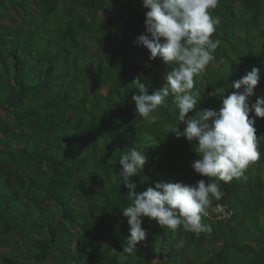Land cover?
<instances>
[{"label":"trees","instance_id":"obj_1","mask_svg":"<svg viewBox=\"0 0 264 264\" xmlns=\"http://www.w3.org/2000/svg\"><path fill=\"white\" fill-rule=\"evenodd\" d=\"M146 11L141 0H0V264H240L248 254L263 257L264 118L254 112L261 156L240 178L219 181L222 196L207 209L222 203L230 219L203 216L211 231L196 235L144 218L145 241L134 255H120L129 232L122 209L131 203L123 198L121 153L142 148L146 137L159 141L130 178L137 192L207 179L192 170L194 145L171 133L173 124L185 127L171 97L154 122L135 113L133 80L143 74L150 95L175 67L149 60L134 43L145 32ZM209 11L220 18L211 38L221 43L216 62L196 79L197 107L219 111L236 91L232 83L256 67L251 107L264 98V0H218Z\"/></svg>","mask_w":264,"mask_h":264},{"label":"clouds","instance_id":"obj_2","mask_svg":"<svg viewBox=\"0 0 264 264\" xmlns=\"http://www.w3.org/2000/svg\"><path fill=\"white\" fill-rule=\"evenodd\" d=\"M141 3L147 9L145 32L134 43L147 50L149 60L159 57L166 65L175 64V67L166 73L163 84L150 95L141 82L145 79L143 74L133 80L131 85L135 92L131 101L135 113L139 118L154 122V113L171 97L178 113L176 120L185 126L180 131L173 124L171 133L177 139L183 136L194 145L198 159L192 162V170L207 179H200L194 185L158 182L154 187L137 192V184L129 182L130 178L141 173L147 161L146 150L157 146L159 141L146 137L142 148L132 147L121 153L119 175L127 189L123 198L131 202L122 209L129 232L122 242L121 256L134 255L137 245L145 241L144 218L155 221L160 228L173 232L182 228L196 235L211 231L202 222L203 216L229 220L230 217L223 219L214 212L216 205H224L222 203L211 206L207 213L212 200L222 196L219 181L227 183L240 178L261 156L254 120L249 114L254 112L255 117L264 118V98H258L251 107L248 102L260 79L259 68L254 67L232 83L236 91L222 100L219 111L197 107L196 79L210 63L216 62L215 51L221 43L211 38L220 18L213 17L209 11L216 8L218 0H141ZM217 91L211 95H217ZM194 109V114L189 115ZM183 244L180 241L177 247Z\"/></svg>","mask_w":264,"mask_h":264},{"label":"rangeland","instance_id":"obj_3","mask_svg":"<svg viewBox=\"0 0 264 264\" xmlns=\"http://www.w3.org/2000/svg\"><path fill=\"white\" fill-rule=\"evenodd\" d=\"M252 202H249V203H247V206H252ZM239 218H240V216H239ZM263 220V228H264V216L262 217V214H261V216H260V220ZM239 221H243L242 223H239V225H241V226H245L246 224L249 226V221L248 220H246V219H244V218H240L239 219ZM236 224V222L234 221V222H232V223H230V226L232 225V224ZM251 229H253L254 228V226H252V227H250ZM254 230V232H256V233H254V236H256V237H258V236H260L261 235V233H262V231L261 230H258V229H253ZM264 245V244H263ZM10 251V250H9ZM245 256H247V258L244 260V261H242V263H240V264H264V255H263V257H255V256H250L249 254L248 255H245Z\"/></svg>","mask_w":264,"mask_h":264},{"label":"built area","instance_id":"obj_4","mask_svg":"<svg viewBox=\"0 0 264 264\" xmlns=\"http://www.w3.org/2000/svg\"><path fill=\"white\" fill-rule=\"evenodd\" d=\"M214 212L220 215L223 219H228L232 215V210L226 205H216Z\"/></svg>","mask_w":264,"mask_h":264}]
</instances>
